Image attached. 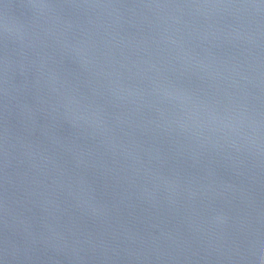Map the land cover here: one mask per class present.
<instances>
[{"label": "water", "instance_id": "95a60500", "mask_svg": "<svg viewBox=\"0 0 264 264\" xmlns=\"http://www.w3.org/2000/svg\"><path fill=\"white\" fill-rule=\"evenodd\" d=\"M0 264H264V0H0Z\"/></svg>", "mask_w": 264, "mask_h": 264}]
</instances>
